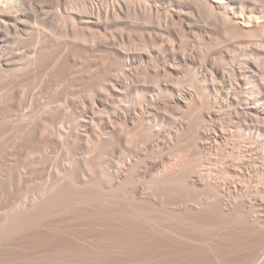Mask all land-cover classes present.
<instances>
[{"label":"rangeland","instance_id":"1","mask_svg":"<svg viewBox=\"0 0 264 264\" xmlns=\"http://www.w3.org/2000/svg\"><path fill=\"white\" fill-rule=\"evenodd\" d=\"M166 4L43 0L23 9L34 34L0 51L18 56L0 67V264H264V135L252 138L247 108L257 99L264 107V9L247 15V33L203 0ZM81 12H101L107 28L73 26ZM128 51L153 57L131 68ZM253 57L263 58L260 78L245 66ZM218 67L237 75L220 77ZM137 80L154 98L140 90L114 101L111 84ZM171 85L189 105L176 106ZM198 86L202 101L190 96ZM115 110L139 116L127 123Z\"/></svg>","mask_w":264,"mask_h":264},{"label":"bare ground","instance_id":"2","mask_svg":"<svg viewBox=\"0 0 264 264\" xmlns=\"http://www.w3.org/2000/svg\"><path fill=\"white\" fill-rule=\"evenodd\" d=\"M3 1V0H2ZM35 1H39V2H43V0H11L10 2L8 1V2H6V0L4 1L5 2V4H3V3H1V0H0V51L2 50V49H4V48H8L9 46H12V44H13V40H14V38L16 37V36H21L22 34H24V35H27V36H29V35H33L34 34V30H35V28L32 26V20L30 21V18L32 17V14H29V11L28 10H30L31 8H27L28 6L29 7H31V5L35 2ZM61 1H66V0H61ZM139 1V3L140 4H145L146 2H149V1H153V3H155L156 5V8L157 7H159V6H161V4H166V1L167 0H138ZM204 1V3H206L207 5H208V7H209V9L211 10V11H215V10H217V11H219V13L221 14V16H222V18H223V20H224V22H227V23H230V24H233L235 27H237L238 29H240V30H242V31H245V32H247V33H251V31H253V30H250V26L248 27L247 26V24H246V20H245V18L247 17V15H251V14H253V13H255L256 12V10L258 9V6L261 8V9H264V0H203ZM44 2H46V1H44ZM158 3H160V4H158ZM167 5V4H166ZM263 7H262V6ZM27 6V7H26ZM141 6H143V5H141ZM154 6V7H155ZM119 7L120 8H123V9H125L126 7H127V4L125 3V2H121V4H119ZM165 7V6H164ZM25 8H27L26 9V12L24 13V11L25 10H23V9H25ZM160 8V7H159ZM158 9V8H157ZM162 10H164L163 9V6H162V8H161ZM159 10V9H158ZM166 10V9H165ZM262 11H264V10H262ZM120 12L121 13H124V11H122V10H120ZM101 13V12H100ZM99 13V16L97 17V16H94V15H91V14H88V13H85V12H81V13H76V16H75V18H73V19H71L72 20V24H73V26H77L78 24L82 27V28H84L85 30L86 29H88V30H90V29H106L107 28V24L106 23H104V22H106V21H101V14ZM263 13V12H262ZM174 14L175 15H178V16H181L182 14H185V13H183L182 11H175L174 12ZM106 16H111L110 18L108 17V19L109 20H112V22L114 21V22H119L122 18H121V16L119 15V14H117V13H112V15H110L109 14V11H107V15ZM186 16V15H185ZM127 17V16H126ZM107 17H105V19H106ZM108 19H106V20H108ZM70 20V21H71ZM119 20V21H118ZM123 21V20H122ZM121 21V22H122ZM182 21V20H181ZM184 21V20H183ZM108 22V21H107ZM111 22V21H110ZM184 22H186V21H184ZM187 23H189V22H187ZM110 24H112V23H110ZM119 25V24H118ZM188 25V24H187ZM191 26H192V24H190ZM190 25H188L190 28H192ZM79 26V27H80ZM75 28V27H74ZM78 28V27H77ZM194 29V28H193ZM84 31V30H83ZM36 35V34H35ZM39 43V42H38ZM49 43V42H48ZM55 43V42H54ZM242 44V43H241ZM260 44V43H259ZM60 45V44H59ZM66 46V45H65ZM259 46V45H258ZM261 46H262V44H261ZM239 47H243V46H239ZM264 48V47H263ZM116 49V48H115ZM257 49V48H256ZM119 50V49H118ZM117 50V51H118ZM260 50V49H259ZM165 51H167V53L169 54V56L170 57H172V58H174V60H177V62H178V64L179 65H188V63H189V58H187L183 53L182 54H178V52L177 51H179V50H177L176 51V47L175 46H167V49L165 50ZM226 51L228 52L229 50H227L226 49ZM127 52V51H126ZM125 52V54H124V52H122L123 54H124V57H125V59H122V60H125V63L129 66V67H131L132 65H134V64H138L139 62H142V61H145V60H147V61H149V59H150V56L151 57H153L152 55H150V54H148V53H145V52H140V51H137V52H134V51H132V53L131 52H129L128 51V53H126ZM121 53V52H120ZM167 53H165V54H167ZM181 53V52H180ZM246 53V52H245ZM162 54H164V53H162ZM162 54H160L161 56H163ZM164 54V55H165ZM208 54H210V53H208ZM229 54V53H228ZM158 55V54H157ZM213 55V54H212ZM166 56V55H165ZM164 56V57H165ZM216 56V55H215ZM245 56V55H244ZM259 56V55H258ZM18 56L16 55V54H13L12 56H10V57H8V58H5V57H1L0 56V67H3V68H10V67H12L13 65H15L17 62L16 61H18V58H17ZM156 57H158V56H156ZM195 56H193V58H194ZM212 57H214V56H212ZM255 57H257V56H255ZM260 57V56H259ZM159 58V57H158ZM158 58H157V60H158ZM162 58V57H161ZM190 60H192V57L190 56ZM208 58H210V57H208ZM254 58V57H253ZM261 58V57H260ZM156 59V58H155ZM169 59V58H168ZM206 59V58H205ZM213 60H214V63H215V59L217 60V58L215 57V58H212ZM159 60H162V59H159ZM194 60H196V58L194 59ZM260 61V59H251L250 58V60H248V61H245V62H247V64H245V66L246 65H248V66H246L247 68H249V70H248V73L251 75V76H257L258 74H257V72L259 71V70H261L262 68L260 67V65H261V63L260 62H262V60H263V58L261 59V61ZM171 61V60H170ZM212 61V60H211ZM163 62H165V61H163ZM200 62V61H199ZM206 62V61H205ZM53 63V62H52ZM154 63V62H153ZM166 63V62H165ZM174 63V62H173ZM202 63V62H201ZM260 63V64H259ZM142 64H144V63H142ZM150 64V63H149ZM200 64V63H199ZM211 64H212V62H211ZM125 65V64H124ZM141 65V64H140ZM167 65V64H166ZM216 65V64H215ZM215 65H213L212 64V67L211 68H213ZM218 65V64H217ZM216 65V66H217ZM220 65V64H219ZM117 66V65H116ZM119 66V65H118ZM245 66H244V68H245ZM114 67V66H113ZM168 67H169V65H168ZM191 68H192V66H190ZM125 68H127V66H125ZM132 68V67H131ZM133 68H134V66H133ZM140 67H138V69H139ZM170 68H171V70L173 71V72H175V73H177L178 72V70H179V66L178 65H170ZM206 68V67H205ZM207 68H208V65H207ZM216 68V67H215ZM222 67H218V72H217V74L220 76V77H226V76H228V74H231V76H232V74H236V73H231L229 70H225L224 68L223 69H221ZM112 69V68H111ZM129 69V68H128ZM134 69H137V67L135 66V68ZM137 69V70H138ZM198 69V68H197ZM221 69V70H220ZM229 69V68H228ZM240 69V68H239ZM119 70V69H118ZM121 70V69H120ZM126 70V69H125ZM130 70V69H129ZM133 70V69H132ZM194 70H196V69H194ZM202 70V69H201ZM247 70V69H246ZM198 71V70H197ZM197 71H195V73L194 74H196V72ZM211 71V70H210ZM209 71V72H210ZM213 71V70H212ZM227 71H229L230 73H228ZM239 71V70H238ZM242 71H244V70H242ZM262 71V70H261ZM110 72V71H109ZM208 72V73H209ZM214 72L215 71H213V78L212 79H214V77H216L217 75H215L214 74ZM236 72V71H235ZM245 72V71H244ZM247 72V71H246ZM211 73V75H212V72H210ZM109 74V73H108ZM107 74V75H108ZM240 74H241V77L243 78L244 76H243V72H240ZM110 75V74H109ZM187 75V74H186ZM215 75V76H214ZM237 75V74H236ZM197 76H199V75H197ZM203 76L204 77H206L207 76V74H205V73H203ZM230 76V75H229ZM234 76V75H233ZM260 74H259V78H260ZM109 77V76H108ZM201 77V76H200ZM240 77V78H241ZM245 77H246V75H245ZM114 78H116L115 76H114ZM229 78H231V77H229ZM241 78V80H243ZM193 80H194V78H192ZM208 79V78H207ZM217 79V78H216ZM116 80H119V79H117L116 78ZM192 80V81H193ZM203 80V79H202ZM218 80V79H217ZM232 80H233V78H232ZM246 80V79H245ZM248 80V79H247ZM252 80V79H251ZM261 80H263V78H261L259 81H261ZM213 81H215V82H213ZM218 81H220V80H218ZM217 81V82H218ZM123 82V81H122ZM136 82H138V80L136 81ZM136 82H133L134 83V86L133 87H131V88H129V86L127 87V86H124L122 83H120V82H115V84H111V86H110V91H112V93H113V95H114V101L115 100H122L123 98H125V97H127V95L129 94V93H133L134 91H136L137 92V94L139 93V92H141V91H144V92H146V96H148V97H152V93H154V92H152L149 88H146V87H144V86H146L143 82L141 83L140 81V83L138 82L137 84H136ZM194 82V81H193ZM192 82V83H193ZM206 82V81H205ZM205 82H203V83H205ZM212 82H213V84H215L216 85V80H212ZM111 83V82H110ZM114 83V82H113ZM201 83V82H200ZM208 83V82H207ZM206 83V84H207ZM219 83V82H218ZM246 83V85H250V83H248L247 84V82H245ZM105 84H106V82H105ZM105 84H103V85H105ZM128 84H130L129 82H128ZM144 84V85H143ZM198 84H199V82H198ZM210 83H208L207 85H209ZM213 84H211L212 86H213ZM262 84H264L263 82H262ZM190 85V84H189ZM200 85V84H199ZM207 85H205V86H207ZM210 85V86H211ZM109 86V85H108ZM172 86V85H171ZM180 86V85H179ZM179 86H178V89H177V87L175 88V87H173L172 88V91H174V93L176 94H179V96H178V98H177V100H174V101H176L175 103H177V105L176 106H179L178 105V103L180 104V106H181V108L183 107L182 106V104H185V106L186 105H189L190 103H189V101L187 102V101H184L182 98H181V96L180 95H182L181 93L182 92H180V88H179ZM203 86V85H202ZM202 86H200V87H202ZM218 86V85H217ZM148 87V86H147ZM150 87V86H149ZM190 87V86H189ZM192 87V86H191ZM190 87V89H193V88H191ZM199 87V86H198ZM199 87V88H200ZM215 86H213V88H214ZM263 87H264V85H263ZM160 88V87H159ZM204 88V87H203ZM207 88V87H206ZM246 88H248V87H246ZM258 88V87H257ZM96 89V88H95ZM183 89H185V88H183ZM201 89V90H200ZM199 90L200 91H197V92H199L200 93V95L198 94V93H196V92H190V96L191 97H193V98H200V96H201V92H202V88H200ZM209 89V88H208ZM215 89V88H214ZM229 89V88H228ZM98 90H101V88H99ZM141 90V91H140ZM159 90H162V88H160ZM158 90V91H159ZM189 90V89H188ZM197 90V89H196ZM216 90V89H215ZM155 91H157V90H155ZM163 91V90H162ZM162 91H159L160 93L162 92ZM221 90H219L218 92H220ZM224 91H226L225 89H224ZM229 92H230V90H228ZM100 92V91H99ZM204 92H208L207 90L206 91H204ZM216 93H218L217 91H215ZM102 93H104V91L102 90ZM101 93V94H102ZM110 92H107V95H109V97L108 96H106V94H105V96H106V99H107V97H108V99H111V98H113L112 96H110V94H109ZM135 93V92H134ZM143 93V92H142ZM156 93V92H155ZM166 92H163L162 93V95L164 96V94H165ZM221 93V92H220ZM228 93V92H227ZM259 93V91H257V94ZM100 94V93H99ZM137 94H136V96L135 97H137ZM144 94V93H143ZM156 94H158V93H156ZM226 94V93H225ZM232 94V93H231ZM254 94V93H253ZM166 95V94H165ZM199 95V96H198ZM260 95V94H259ZM154 96H155V94H154ZM154 96L152 97V98H154ZM161 96V95H160ZM161 97V98H164L165 99V97H167V96H165V97ZM169 96H170V93H169ZM218 96H219V94H218ZM218 96H217V98H218ZM228 97H229V94L227 95ZM231 96V95H230ZM253 96H256V95H253ZM132 97H133V95H132ZM131 97V98H132ZM148 97H146V98H148ZM172 97H174V96H172ZM172 97H171V99H172ZM182 97H183V95H182ZM204 97V96H203ZM225 97V96H224ZM258 97V96H257ZM100 98V97H99ZM160 98V99H161ZM184 98V97H183ZM205 98V97H204ZM248 98V97H247ZM103 99V98H102ZM127 99V98H126ZM130 99V98H129ZM129 99H127V101L129 100ZM135 99H138V101H139V103H141L140 102V100L139 99H141V98H134V100ZM167 99H168V97H167ZM166 99V100H167ZM175 99V98H174ZM187 99V98H186ZM215 99V101H217L216 100V98H214ZM112 100V99H111ZM158 100V99H157ZM163 100V99H162ZM169 100V99H168ZM188 100H189V98H188ZM193 100V99H192ZM191 100V101H192ZM198 100H200V101H202L201 100V98L200 99H198ZM206 100H209V98L207 99L206 98ZM205 100V102L206 103H208L207 101ZM210 100H211V98H210ZM219 100V99H218ZM103 101H104V99H103ZM106 101V100H105ZM104 101V102H105ZM137 101V100H136ZM156 101V100H155ZM164 101V100H163ZM190 101V102H191ZM199 101V102H200ZM108 102L109 103H111L109 100H108ZM112 102H113V100H112ZM117 102V101H116ZM118 102H120V101H118ZM129 102H131V100L129 101ZM172 102V101H171ZM219 102V101H218ZM245 102H246V100H245ZM114 103V102H113ZM126 103V102H125ZM187 103V104H186ZM216 103V102H215ZM116 104V103H115ZM123 105H128V103H126V104H124V102L122 103ZM199 104V103H198ZM204 104V101H203V103H201V105H203ZM104 105V104H103ZM105 105H110V104H105ZM118 105V104H117ZM122 105V106H123ZM130 105V104H129ZM167 105H170V104H167ZM200 105V107H202ZM205 105V104H204ZM203 105V106H204ZM94 106V105H93ZM113 106V105H112ZM111 106V107H112ZM120 106V105H119ZM119 106H117L118 108H119ZM122 106H121V108H122ZM135 106V105H134ZM138 106H139V104H138ZM114 107H116V106H113L112 108H114ZM140 107V106H139ZM199 107V106H198ZM91 108V107H90ZM140 108H142V109H144L142 106L140 107ZM188 108V107H187ZM202 108H205V107H202ZM247 108H248V113L251 115V121L252 122H257V124H259L260 123V120L261 119H259L260 118V116H262V115H264V107H263V102L260 100V99H257V100H255V101H250V103H248V106H247ZM123 109V111L125 110L124 108H122ZM130 109H131V106H130ZM197 109V108H196ZM206 109V108H205ZM114 110V109H113ZM127 110V109H126ZM201 110H203V109H201ZM135 111V110H134ZM212 111L213 112H216L215 110H213L212 109ZM211 111V112H212ZM112 112V111H111ZM136 112V111H135ZM144 112V114L146 113L145 112V110L143 111ZM112 113H116V115H117V118L118 119H124V120H126L125 122H132V121H134L135 120V114H133V113H130V114H128L129 112H127L126 113V111L125 112H121V110L120 111H116L115 110V112H112ZM128 114V115H127ZM207 114H208V116H209V113L207 112ZM244 114H246V112H244ZM115 115V114H114ZM115 115V116H116ZM137 115L138 114H136V117H137ZM151 115V114H150ZM218 115H219V113H218ZM246 115H248V114H246ZM139 116V115H138ZM241 116V115H240ZM111 117V116H110ZM110 117H109V120H111L112 121V118L110 119ZM142 117V116H141ZM210 117H211V114H210ZM256 117V118H255ZM139 118V117H138ZM212 118V117H211ZM214 118V117H213ZM241 118H242V116H241ZM244 118H246V119H248V117L247 116H244L243 115V118H242V122L243 121H245L244 120ZM253 118L256 120V121H253ZM102 120V119H101ZM109 120H105V124H106V128L108 129V130H110V131H112L113 129H114V126H113V124H112V122L111 121H109ZM137 120V119H136ZM87 121L88 120H86V121H84V127L86 126V127H88V123H87ZM241 121V120H240ZM89 122V121H88ZM246 122V125L248 124L247 122L248 121H245ZM137 123V122H136ZM90 124H91V122H90ZM139 124V123H138ZM253 125H254V123H252ZM251 124V125H252ZM256 123H255V125L257 126V129L256 130H253V132H251L252 133V138H253V136H255V133L257 132V134L258 135H260L261 133L264 135V128H262L261 127V124H262V122H261V124H259L260 126H258ZM130 125V124H129ZM134 125V124H133ZM252 125V126H253ZM137 126V125H136ZM139 126V125H138ZM262 126H264V124L262 125ZM254 128V127H253ZM86 129V128H85ZM92 129V128H91ZM155 130V129H154ZM162 130V129H161ZM109 131V132H110ZM203 131V130H202ZM154 132V131H153ZM158 133H161V131L160 130H158L157 131ZM200 132H201V130H200ZM221 132H223V131H221ZM108 133V132H107ZM224 133V132H223ZM151 135V134H150ZM158 135V134H157ZM222 136V135H221ZM222 137H224V136H222ZM226 138V137H225ZM248 138V137H247ZM261 139H263L262 137H260ZM260 138H258V139H260ZM245 140V139H244ZM247 140V139H246ZM179 141V140H178ZM174 142V141H173ZM254 142V141H253ZM168 143V142H167ZM171 143V142H170ZM172 144V143H171ZM258 144V143H257ZM251 145V144H250ZM262 145V144H261ZM256 146V145H255ZM249 148H251V147H249ZM264 154V153H263ZM232 169V168H231ZM174 174V173H173ZM84 176V175H83ZM85 178V177H84ZM203 180V179H202ZM174 181V180H173ZM203 184V183H202ZM208 200V199H207ZM209 202V201H208ZM256 260V259H255ZM251 264V263H250ZM259 264V263H258Z\"/></svg>","mask_w":264,"mask_h":264}]
</instances>
